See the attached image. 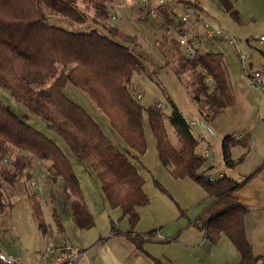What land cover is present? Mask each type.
Listing matches in <instances>:
<instances>
[{
  "label": "trees",
  "instance_id": "1",
  "mask_svg": "<svg viewBox=\"0 0 264 264\" xmlns=\"http://www.w3.org/2000/svg\"><path fill=\"white\" fill-rule=\"evenodd\" d=\"M171 1L190 4L195 9L199 6L186 0ZM112 2L0 0V86L43 120L76 159L88 164L100 181L108 205L119 208L128 218L129 230L124 234L137 248L142 249L144 240L132 232L139 220L137 207L148 205L149 198L143 189L144 179L133 163L136 157L132 153L142 155L146 152V117L159 160L170 169L171 176L192 180L214 198L195 219L188 221V225L204 232L212 243H216L220 235H225L240 255V260L233 264H264V255L255 257L245 236L244 216L248 208L234 196L235 191L253 175L241 181L227 175L212 178L206 173V158L196 152L198 140L192 127L171 98L167 97L170 111L165 115L157 103L143 106L132 94L130 85L134 74L146 72L147 68L134 49L137 36L107 25L109 10L105 3ZM219 2L231 17L238 19V12L230 0ZM88 9L92 10V17L87 15ZM158 10L167 23L179 27L180 35L187 36L189 28L178 20L175 11L163 7ZM48 15L57 16L73 29L51 24ZM158 49L169 66L170 57L166 50L161 45ZM178 60L179 67L172 69L178 75L181 68L188 67V85L205 121L233 105L234 96L222 53L195 49L192 56L182 53ZM208 78L211 86L207 84ZM68 84L85 93L107 118L126 145V151L120 150L81 106L65 96ZM166 120L175 132L178 144L170 140ZM238 144L247 145L231 136L222 140V157L227 168L234 166L231 148ZM11 155H14L12 165L15 171L0 168V215L5 213L6 199L9 200L5 182L12 184L18 173L30 167L32 160L48 161L49 172L54 178L48 180L60 183V200L69 203L77 226L80 229L93 226V216L86 207L78 177L66 153L54 140L34 129L0 100V162L8 160ZM153 183L173 199L156 179ZM29 203L44 235L46 226L40 201L30 195ZM180 214L185 216V211L180 209ZM51 215L61 230L59 215L55 210ZM154 233V230L149 231L147 236Z\"/></svg>",
  "mask_w": 264,
  "mask_h": 264
},
{
  "label": "crops",
  "instance_id": "2",
  "mask_svg": "<svg viewBox=\"0 0 264 264\" xmlns=\"http://www.w3.org/2000/svg\"><path fill=\"white\" fill-rule=\"evenodd\" d=\"M230 1L238 12L237 20L224 10L219 0L210 1L209 6L215 8L216 12H212L210 7L207 8V0H196L199 6L194 9L203 12L222 30L229 33L235 39L234 44H229L223 39L214 41L207 39L195 17L193 20L197 28H200V36L204 39L201 42L199 34H195L193 29L188 27L189 23L186 24L189 32L185 37L188 42H191L192 45L189 44L192 48L200 52H219L224 56L227 80L234 96V103L211 120L205 121L208 134L216 140L213 143L207 141L206 135L197 129V120L194 117L187 119L183 112L179 111L188 123L190 121L196 123L194 128L197 133L195 137L198 140L196 148L200 147V140L207 141L201 151L196 150L206 160H210L206 169L207 174L212 178L227 175L239 181L253 175L251 180L235 191L234 196L248 208L244 216L245 236L253 255L261 257L264 255V167H262L264 163V93L251 86L250 75L255 71L264 72V43H248L249 49L246 46L247 51L243 54L244 45L239 42L238 37L247 30L250 34L255 32L254 34L264 36V0ZM185 7L188 8L186 5ZM142 28L143 33L146 32L145 35L150 34L144 26ZM134 32L136 33L135 30ZM145 35L143 34L144 37ZM248 36L249 34L246 38ZM136 47L143 60L144 46L141 47L138 43ZM158 53L161 55L160 52ZM242 56H247V59L242 61ZM227 136L247 143L246 146L238 144L231 148V157L234 161L232 168L224 165L222 157V140ZM109 138L120 150H127L126 145L117 144L118 139L115 142L116 137L109 136ZM146 142L147 149L144 154L137 155L131 152L136 157L133 163L144 179L143 189L149 198L148 205L137 207L139 220L132 231L143 237L142 249L137 248L126 238L124 233L129 230L128 218L122 215L119 208H111L108 205L99 179H78L84 202L94 219L93 226L88 229H80L77 226L69 203H64L60 197L54 199L52 209L47 213L52 214L53 210L57 212L61 220L63 237L84 251L78 264L237 263L240 255L225 235H220L218 241L212 243L206 238L204 232L188 225V221L195 219L212 203L214 198L208 196L199 185L188 178L174 179L170 169L160 162L158 154L157 157L155 156L156 148L148 143L147 138ZM68 158L71 162L72 157L68 156ZM83 162L78 161L79 164H84ZM140 169L152 177L155 176L156 180L172 195L174 202L154 185L153 179H145ZM180 209L185 211V216L180 214ZM152 230L155 233L147 236V233ZM173 237L175 239L162 242L164 239ZM44 246L45 235H43V246L38 250L39 257L35 264L40 263V253ZM0 252L10 253L1 247Z\"/></svg>",
  "mask_w": 264,
  "mask_h": 264
},
{
  "label": "rangeland",
  "instance_id": "3",
  "mask_svg": "<svg viewBox=\"0 0 264 264\" xmlns=\"http://www.w3.org/2000/svg\"><path fill=\"white\" fill-rule=\"evenodd\" d=\"M195 1L196 0H192L191 2ZM207 1V8L210 7L212 12H216L215 8L209 6L211 0ZM157 2L158 0H151L152 5L157 4ZM105 5L109 10V17L106 21L107 25L117 26L123 31H127L129 34H136L137 45L140 43L141 47L144 46L145 55L142 61L146 66L147 71L134 74L132 83L130 85L132 94L140 100L143 106H148L151 103H157V107L159 105L165 115H168L170 111L167 101V97H170L178 109L183 112L185 118L189 119L190 117H194L197 120V129L206 135L207 141L213 143L216 139L213 140V137L208 134L206 122L197 107V103L193 100L191 87L188 85V67L186 66L181 68L178 75L173 70L175 67H179L180 65L178 56L184 53L183 47L180 46L178 42L179 27L170 23V25L174 26V31L171 33V35H169L167 33V29L165 28V19L161 12L160 18L148 14L145 10V7L141 3V0H113L112 3H105ZM174 5H176V8L173 9V11H175L177 14H181L182 11L186 9L185 5H188V9H192L190 4L174 3ZM80 8H84V5L81 4V2ZM86 13L89 17H92L93 15L91 9L86 10ZM113 15L115 16L114 20L112 19ZM216 15H218V13ZM216 17L218 18V16ZM224 17L225 19H228L227 16ZM48 19L53 25L73 29L72 27L67 26V24L64 22H61L57 16L48 15ZM193 19H195L194 16L191 18L192 21L190 20L189 24L187 25L189 28L193 29L195 34H199V37H201L199 39L202 42L204 40L202 36H200L202 30L200 31V28H197L195 20ZM142 26L146 28V31H150V34L147 33L145 35L146 32L143 33ZM134 27L139 29L136 30ZM254 33L250 34V31L247 30L242 32L240 37H238L239 42L244 45V48H242L243 54L246 53V48L249 49L247 45L250 42H247L246 40L250 36L255 35ZM143 34L146 37H144ZM248 34L249 36L246 38ZM189 43L191 44V42ZM159 45L164 47L167 55L170 57L169 66L165 64L164 57L158 53ZM134 49L136 54H138V47H135ZM193 49L195 50L194 47ZM207 84L211 86L212 82L208 80ZM64 94L70 101L74 102L78 106H81L108 137H116L115 142H117L118 139L119 142H117V144H122L125 146L119 136L109 125L107 118L101 112H99L94 103L87 97L85 93L68 84L65 87ZM0 100L34 129L45 133L48 138L57 142L61 149L69 157H72V167L78 179H98L96 174L89 168L86 162H83L84 164L78 163L79 160L76 159L69 151L64 141L54 132L49 130L43 120L31 113L23 104L17 102L11 96L9 91L1 86ZM166 126L170 140L173 144H178L177 136L170 127L167 120ZM144 128L147 141L154 148L155 139L150 131L146 117L144 120ZM192 131L193 134L197 136V133L193 128ZM207 141L200 140V147L196 148V150L201 151L202 147L206 146ZM212 153L214 154L213 151ZM154 154L157 157V153L154 152ZM13 158L14 155H11L8 160L0 162V168L6 167L7 169L14 172L15 167L12 165ZM49 165L50 163L48 161L32 160L30 162V167L22 173H18L12 184L6 182L4 184L6 188V195L9 200L6 199L7 208L5 213L0 215V247L3 250L10 252L23 264H35L39 257L38 250H40L43 246V234L38 227V223L30 206V195H35L40 201L46 227L47 223L53 219L51 212L50 214L47 212L51 211V206L54 202V199H59V197H61L60 183L48 180L54 179L49 172ZM141 171L145 176V179H156L155 176L152 177L143 170ZM32 183L37 185V189L33 188ZM167 197L171 199L169 196ZM171 200L174 202L173 199Z\"/></svg>",
  "mask_w": 264,
  "mask_h": 264
},
{
  "label": "built area",
  "instance_id": "4",
  "mask_svg": "<svg viewBox=\"0 0 264 264\" xmlns=\"http://www.w3.org/2000/svg\"><path fill=\"white\" fill-rule=\"evenodd\" d=\"M141 3L145 7L148 14L152 16H157L160 18V11L158 7H163L168 11H173L176 5L171 0H158L157 4L152 5L151 0H141ZM197 17L199 25L202 29L204 36L210 40L223 39L229 44H234L235 39L227 32L222 30L211 18L206 16L203 12L196 11L194 8L185 9L181 14H177V18L180 22L187 24L190 22L192 17ZM115 19V16H112ZM167 33L170 34L174 31L172 25L164 21ZM179 45L183 47L185 55L192 56L194 54V49L190 46L187 38L178 33ZM247 42H259L264 43V36L255 34L247 39ZM242 61L247 59V56L241 57ZM210 80V78H208ZM251 86L255 89L260 90L264 93V72L255 71L250 75ZM158 107H160L158 105ZM189 126L193 129L196 128V123L190 121ZM210 160H207L205 167L207 168ZM33 188L37 189V185L32 183ZM47 231L45 233V246L40 253V263L39 264H78L80 258L82 257L84 251L73 245L71 242L66 240L57 225V223L52 219L47 223ZM158 235V233H157ZM0 263L2 264H23L18 259H16L11 253L0 252Z\"/></svg>",
  "mask_w": 264,
  "mask_h": 264
},
{
  "label": "water",
  "instance_id": "5",
  "mask_svg": "<svg viewBox=\"0 0 264 264\" xmlns=\"http://www.w3.org/2000/svg\"><path fill=\"white\" fill-rule=\"evenodd\" d=\"M207 128V127H206Z\"/></svg>",
  "mask_w": 264,
  "mask_h": 264
}]
</instances>
